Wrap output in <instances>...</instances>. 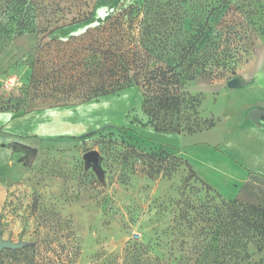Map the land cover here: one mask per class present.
Returning <instances> with one entry per match:
<instances>
[{"label": "rangeland", "instance_id": "obj_1", "mask_svg": "<svg viewBox=\"0 0 264 264\" xmlns=\"http://www.w3.org/2000/svg\"><path fill=\"white\" fill-rule=\"evenodd\" d=\"M37 1L42 6L39 26L65 24L79 10H93V16L50 34L27 31L0 55L3 237L34 242L36 248L32 249L39 264H237L264 260L263 217L190 178L182 159H170V166H162L154 152L164 144L176 154L173 135L148 138L136 132L144 116L141 86L133 84L98 103L83 104L74 118L93 128L90 131L111 127L77 138L78 143L70 148L33 152L8 146L20 130L28 131L23 137L30 141L59 142L51 138L63 130L54 129V122L42 124L43 113H28L12 121L11 114L2 110L13 109L18 115L81 102L90 79L83 73L84 63L100 56L92 30L110 15L143 0ZM153 1L164 5L168 0ZM168 3V12L176 14L175 21L164 27L176 33L170 43L205 51L182 65L181 90L186 101L181 110L172 114L151 109L154 114L146 113L149 119L145 123L163 126L173 120L182 132L188 127L195 132L210 129L215 120L211 111L217 105L222 107L221 94L228 88V80L249 77L258 67L264 75V0ZM196 60L207 65L199 67L190 79L188 63ZM97 75L91 85L98 81ZM19 81L25 84L19 87ZM71 133L81 136L87 130L73 128ZM205 139L210 140L211 134ZM91 149L102 156L103 175L85 163L84 153ZM8 255L2 257L7 260Z\"/></svg>", "mask_w": 264, "mask_h": 264}, {"label": "trees", "instance_id": "obj_2", "mask_svg": "<svg viewBox=\"0 0 264 264\" xmlns=\"http://www.w3.org/2000/svg\"><path fill=\"white\" fill-rule=\"evenodd\" d=\"M169 1L171 0L166 1L164 5L153 0L134 2L110 15L104 23L92 30L100 45V56L98 60L91 59L84 63L83 73L87 74V78L90 77V79L86 80L89 82V88L84 92L85 97L81 102L117 93L134 84L141 86L144 90L143 106H145L143 109L148 115L154 114L151 109L155 108L172 114L181 110L182 104L186 101L185 93L181 90L185 71L182 65L186 63V60L195 58L197 53H202L205 50H199L194 45L179 47L170 43L176 33L172 29L166 30L164 27L170 26V23L175 21L176 14H172L171 10L168 12L167 9H170L171 6ZM161 6H163L162 9ZM41 9L42 6L37 0H0V55L5 47L27 31L39 30V32L50 34L64 25L81 23L90 20L93 16V10L90 12L79 10L65 24L55 27L39 26L38 16ZM197 62L200 63L199 60L188 63L190 79L195 78L199 67H203L204 63L205 66L207 65L206 62H202V65ZM180 68L181 70H179ZM95 75L98 76V81L91 85L90 82ZM83 82L82 80L81 83ZM25 113L27 112H23V114ZM213 125L214 122H211L209 127ZM154 126L158 131L182 132L180 125L175 124L173 120H168L163 126H158V124ZM99 131L84 134L80 136V139L94 135ZM186 132L193 133L195 130L188 127ZM9 146L14 149L23 148L33 152L37 151L36 148L24 144L13 143ZM154 154L159 156L161 165L165 167L171 165L170 159H182L190 178L196 179L208 190L226 200L197 176L187 160L172 154L164 144H161L159 150ZM227 201L237 202L243 209L259 214L264 219V208L261 206L247 204L238 199ZM260 227L264 233V222ZM34 244V242H27L24 247L19 249H4L0 252V264H39L32 249L36 248ZM29 250L32 253H28ZM3 252L9 254V259L6 260L2 257Z\"/></svg>", "mask_w": 264, "mask_h": 264}, {"label": "crops", "instance_id": "obj_3", "mask_svg": "<svg viewBox=\"0 0 264 264\" xmlns=\"http://www.w3.org/2000/svg\"><path fill=\"white\" fill-rule=\"evenodd\" d=\"M262 71L259 67L255 68L249 77L240 76L242 79L240 87L228 86L222 91V107L217 105L211 111L215 120L210 129L194 133L158 131L153 125L145 123L149 116L143 111L144 116L140 119L145 124L139 123L136 132L148 138L157 134H165L168 137L173 135L177 148L172 150L176 155L187 160L197 176L210 185L215 192L221 194L226 200L238 199L264 208V75L260 74ZM243 82L247 85L245 86ZM104 96L81 103L57 104L33 109L18 115L5 110L11 114L12 121L28 113L31 115L36 112L43 113L42 124L54 122V129L63 130L57 131L59 134L50 137L59 141L58 143L44 142L40 138V141L37 138L30 141L23 137V134H28V131L20 130V135L12 138L8 146L17 143L37 150L65 149L74 146L77 138H80L76 133H71L73 128L78 131L84 129L90 133L103 130L104 127H111L105 125L90 131L93 128L84 125L86 123L77 120V117L74 118L75 113L80 114L78 111L82 109L83 104L98 103ZM253 110L259 111L256 120H253L250 115ZM139 128L143 130L139 131ZM210 134L211 139H205ZM241 264H264V260L251 259Z\"/></svg>", "mask_w": 264, "mask_h": 264}, {"label": "water", "instance_id": "obj_4", "mask_svg": "<svg viewBox=\"0 0 264 264\" xmlns=\"http://www.w3.org/2000/svg\"><path fill=\"white\" fill-rule=\"evenodd\" d=\"M241 84H242V79L240 76L231 78L230 80H228V83H227L229 87H240ZM250 115L253 118V120H256L257 116L259 115V111L253 110L250 113ZM84 159L88 167L92 166L98 174L103 175V169L101 167L102 156L97 150L91 149L85 152ZM26 244H27L26 241L15 242L11 239H5L3 237L2 230L0 227V252L8 248L9 249H19V248L24 247Z\"/></svg>", "mask_w": 264, "mask_h": 264}, {"label": "built area", "instance_id": "obj_5", "mask_svg": "<svg viewBox=\"0 0 264 264\" xmlns=\"http://www.w3.org/2000/svg\"><path fill=\"white\" fill-rule=\"evenodd\" d=\"M24 85V81L17 82V86L22 87Z\"/></svg>", "mask_w": 264, "mask_h": 264}]
</instances>
